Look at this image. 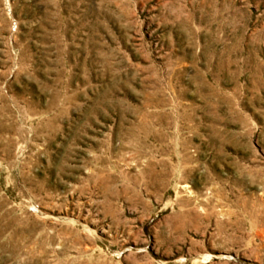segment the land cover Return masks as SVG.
Returning <instances> with one entry per match:
<instances>
[{
	"label": "rangeland",
	"instance_id": "1",
	"mask_svg": "<svg viewBox=\"0 0 264 264\" xmlns=\"http://www.w3.org/2000/svg\"><path fill=\"white\" fill-rule=\"evenodd\" d=\"M0 264H264V0H0Z\"/></svg>",
	"mask_w": 264,
	"mask_h": 264
}]
</instances>
